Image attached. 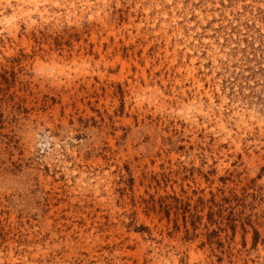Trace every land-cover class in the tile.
I'll list each match as a JSON object with an SVG mask.
<instances>
[{
  "label": "rangeland",
  "instance_id": "1",
  "mask_svg": "<svg viewBox=\"0 0 264 264\" xmlns=\"http://www.w3.org/2000/svg\"><path fill=\"white\" fill-rule=\"evenodd\" d=\"M0 264H264V0H0Z\"/></svg>",
  "mask_w": 264,
  "mask_h": 264
}]
</instances>
